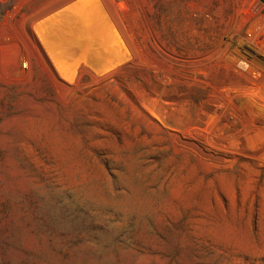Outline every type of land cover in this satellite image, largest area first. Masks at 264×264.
Masks as SVG:
<instances>
[{"label":"rangeland","instance_id":"1","mask_svg":"<svg viewBox=\"0 0 264 264\" xmlns=\"http://www.w3.org/2000/svg\"><path fill=\"white\" fill-rule=\"evenodd\" d=\"M0 264H264V0H0Z\"/></svg>","mask_w":264,"mask_h":264},{"label":"water","instance_id":"2","mask_svg":"<svg viewBox=\"0 0 264 264\" xmlns=\"http://www.w3.org/2000/svg\"><path fill=\"white\" fill-rule=\"evenodd\" d=\"M259 3L262 4L263 3V0H259ZM255 6L258 8L259 7V4H256Z\"/></svg>","mask_w":264,"mask_h":264},{"label":"bare ground","instance_id":"3","mask_svg":"<svg viewBox=\"0 0 264 264\" xmlns=\"http://www.w3.org/2000/svg\"><path fill=\"white\" fill-rule=\"evenodd\" d=\"M75 23V22H74ZM76 26H78V25H76Z\"/></svg>","mask_w":264,"mask_h":264}]
</instances>
